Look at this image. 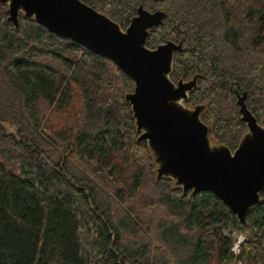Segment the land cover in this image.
I'll list each match as a JSON object with an SVG mask.
<instances>
[{"label":"trees","instance_id":"obj_1","mask_svg":"<svg viewBox=\"0 0 264 264\" xmlns=\"http://www.w3.org/2000/svg\"><path fill=\"white\" fill-rule=\"evenodd\" d=\"M82 1L123 30L140 6L166 13L148 47L182 43L171 79L199 75L184 104L206 105L213 143L235 151L248 131L237 92L264 118V0ZM8 17L0 4V264H264V192L243 224L213 193L158 178L126 103L133 80Z\"/></svg>","mask_w":264,"mask_h":264},{"label":"water","instance_id":"obj_2","mask_svg":"<svg viewBox=\"0 0 264 264\" xmlns=\"http://www.w3.org/2000/svg\"><path fill=\"white\" fill-rule=\"evenodd\" d=\"M0 4L8 5V21L15 28L23 14L92 54L112 60L135 84L133 92L126 94V103L141 133L138 142L146 141L153 154L157 177L173 179L184 193H213L246 224L264 192V118L259 122L247 107L246 93L237 92L248 131L235 151L210 140V129L201 120L206 105L184 104L199 75L177 83L171 79L182 43L169 40L155 49L148 47L150 31L164 23V11L140 6L123 30L82 0H0Z\"/></svg>","mask_w":264,"mask_h":264},{"label":"rangeland","instance_id":"obj_3","mask_svg":"<svg viewBox=\"0 0 264 264\" xmlns=\"http://www.w3.org/2000/svg\"><path fill=\"white\" fill-rule=\"evenodd\" d=\"M232 238L234 240V251H235L236 254H238L240 252L241 244L246 239V237H245V235L243 233L235 232V233L232 234ZM231 264H239V263L238 262L236 263L234 261Z\"/></svg>","mask_w":264,"mask_h":264}]
</instances>
